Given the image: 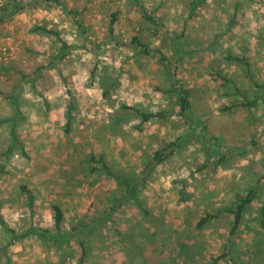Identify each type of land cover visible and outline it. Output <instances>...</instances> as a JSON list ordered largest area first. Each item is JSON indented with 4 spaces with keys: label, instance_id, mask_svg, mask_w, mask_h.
I'll return each instance as SVG.
<instances>
[{
    "label": "rangeland",
    "instance_id": "obj_1",
    "mask_svg": "<svg viewBox=\"0 0 264 264\" xmlns=\"http://www.w3.org/2000/svg\"><path fill=\"white\" fill-rule=\"evenodd\" d=\"M197 2L3 1L0 264H80L82 250L71 236L82 224L94 225L84 231V264H148L138 252L156 249L165 257L179 251L181 264H210L223 254L234 217L224 211L203 228L198 221L235 207L238 192L255 186L260 196L244 219L252 229L242 224L233 256L215 264L253 260L246 251L254 229L264 233L256 220L264 198V0ZM161 54L194 89L192 114L154 119L139 130L140 115L123 106L177 109L166 92L171 81ZM232 56L246 58L250 69ZM246 100L257 104L241 106ZM179 136L180 149L146 174L143 199L152 215L143 218L138 206L124 203L125 187L99 158L114 173L146 177L147 155ZM22 185L35 195L33 209ZM55 204L65 214L63 243L31 232L55 231ZM141 220L158 228L151 242ZM181 232L199 247L180 248Z\"/></svg>",
    "mask_w": 264,
    "mask_h": 264
},
{
    "label": "trees",
    "instance_id": "obj_2",
    "mask_svg": "<svg viewBox=\"0 0 264 264\" xmlns=\"http://www.w3.org/2000/svg\"><path fill=\"white\" fill-rule=\"evenodd\" d=\"M14 1H18V0H14ZM205 0H198L197 3H202ZM3 7L0 8V10H2L3 12ZM113 22H115V19L113 20ZM134 42H137L141 48H147V45L143 44L140 42V38L137 36L134 37ZM158 52V51H157ZM231 59H234L238 62H242L244 63L248 69H250V63L246 58L243 57H239V56H232ZM160 61L166 65L167 71L169 73L170 76V87L169 89L166 90L167 94L171 96L173 103L175 104V107H177V109L174 111V113H168V112H163V111H159V112H146L143 110H140L138 107L136 106H123L124 108H130L131 110H134L135 112H137L140 116V124L138 127L139 130H142L144 125L149 123L150 121L154 120V119H162L167 117L168 115H173V114H177L187 120L190 119L191 114H192V110H193V101H194V97H195V93H194V89L186 86L183 82H181L179 80V78L177 77V74L175 72V70H172L171 67H169V65H171V63L169 62V59L164 55L161 54L160 56ZM2 70V67L0 66V71ZM248 100H246L242 105H246V102ZM257 102H251L248 101L247 102V106L251 107L256 105ZM235 106H240V105H235ZM226 108V110H230V107L224 106V109ZM71 116H69V120L67 122L68 127H71ZM199 124V123H198ZM191 127H193V125H191ZM15 140H17L16 136H15ZM180 146H182V137L179 136L178 138H176V140L169 142L168 144H166L165 147L163 148H157L156 150H154L152 152V154H148L147 155V159H146V164H145V168L143 170V175H146L150 170L154 169L156 166L161 165L162 163H164L169 156H171L173 154L174 151H177L180 149ZM171 148L168 153H167V149ZM224 156H221V161L224 160L223 158ZM95 157H92V160L95 161ZM100 162L103 164V170L104 172H106L108 175H110L111 177H113L115 180H117V182L121 183L125 188V201L124 203H133L134 205L138 206L140 208V210L144 213V215L142 216L143 218H147L150 217V215H152V210L148 209V207L145 204V201L143 199V193L145 192V186L147 183V177L148 175H146V177H128L126 175H122L120 173H114L110 166L108 165V163L106 162V158L104 155H101L99 158ZM264 177V175L262 176V178ZM257 185V184H256ZM21 191L23 196L26 199V203L28 204L29 208L33 209L34 208V201H35V195L32 193V190L26 186V185H22L21 186ZM259 193L260 190H258V188H256L255 186L249 187L246 189V191L244 192H238L237 196H236V203H235V207H231L228 209H221L216 211L215 213H211V212H207L202 218H200V220L198 221L197 226L199 228H203L208 222L219 219L222 217V215L224 214V211L230 212L233 215V221H232V228L230 230V232L228 233L227 237H226V241L223 245V254L220 256H217L215 258V261H220V259H225L228 256H233V252H231L232 248V242L234 240V237L239 234L240 232V227L242 224L245 223L246 228L248 229H252L250 227V225L244 221L245 219V214L249 208V206L256 201L257 198H259ZM116 202H114L113 205H115ZM1 208H2V201L0 198V218L3 219L2 215H1ZM53 210H54V220H55V231H52L50 229H44V228H33L31 230V232H34L36 235L40 236L42 239H50L53 240L56 243H63L66 239H67V235H65L64 231H63V222L65 219V214L63 211V208L61 205L59 204H55L53 205ZM226 213V212H225ZM151 219V218H149ZM257 222L259 223V227L260 228H264V198L261 201L260 207H259V212L256 218ZM3 221V220H2ZM148 221V220H147ZM149 223H151V220H149ZM141 226H139L141 228V232L143 233L142 236L145 237L146 242H151V238H152V234L153 232L157 231V227L154 224V222L152 221L151 225L148 223H145L141 220ZM85 226V227H84ZM94 227V225L92 226H87L86 224H82V225H75L74 226V233L72 234L71 237H76V239L78 240V244L81 247V257L79 259V263L80 264H84L86 261V256H87V239H85V237L87 238V236L84 235V231H88L90 232V230ZM255 231V232H254ZM254 236H253V240L254 242L256 241L255 245H253V243H251V247L247 249L246 251V256L250 255L251 258L253 260V263L255 264H264V256L263 255V248L264 245H261L262 241H264V233H261L258 231V229H254ZM223 235V234H222ZM85 236V237H84ZM135 239V238H134ZM179 241V245L180 248H182L183 246H188L190 248H192L193 250L196 249V245L199 247L198 242L196 240H194V238L190 235H187V233L185 232H181L180 237L178 238ZM260 241V242H258ZM130 247V246H128ZM157 252H153L150 255L148 253L145 252H138V255L140 257L143 258L144 263H148V264H181L183 262H181L183 259H181V257L179 258V251L176 254H170L168 257L166 255V257L163 255L164 249L160 250L156 249ZM183 251V250H182ZM180 251V252H182ZM253 252V253H252ZM131 254H133L132 251H130ZM176 255V256H175ZM203 255V254H201ZM174 256V257H173ZM242 256L237 255L234 256L233 259L235 260H242L241 258ZM183 258V256H182ZM187 258H189L190 260H195V257L189 256L187 255ZM230 260H232L230 258ZM214 260L210 262V264H215ZM250 261H248L250 263ZM248 263V264H249Z\"/></svg>",
    "mask_w": 264,
    "mask_h": 264
},
{
    "label": "built area",
    "instance_id": "obj_3",
    "mask_svg": "<svg viewBox=\"0 0 264 264\" xmlns=\"http://www.w3.org/2000/svg\"><path fill=\"white\" fill-rule=\"evenodd\" d=\"M3 1H4V0H0V8H1L2 5H3ZM4 53L6 54L5 50H3V51L0 50V55H1V54H4Z\"/></svg>",
    "mask_w": 264,
    "mask_h": 264
},
{
    "label": "crops",
    "instance_id": "obj_4",
    "mask_svg": "<svg viewBox=\"0 0 264 264\" xmlns=\"http://www.w3.org/2000/svg\"><path fill=\"white\" fill-rule=\"evenodd\" d=\"M103 155V154H102Z\"/></svg>",
    "mask_w": 264,
    "mask_h": 264
}]
</instances>
